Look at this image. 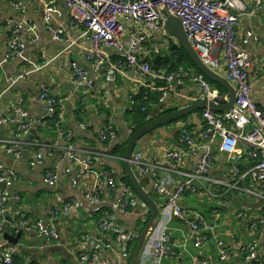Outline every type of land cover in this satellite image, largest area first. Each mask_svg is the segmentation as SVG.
I'll use <instances>...</instances> for the list:
<instances>
[{"label": "crops", "instance_id": "1", "mask_svg": "<svg viewBox=\"0 0 264 264\" xmlns=\"http://www.w3.org/2000/svg\"><path fill=\"white\" fill-rule=\"evenodd\" d=\"M13 1L0 0V104L4 114L13 118L17 116L15 110L20 103L34 126L29 133L20 138L19 158H15L0 147V162L4 167L12 169L17 177L13 185L7 188L11 199L8 211L3 217L5 222L0 234V245L6 248L14 247L13 257L17 264H81L78 255L83 251H92L93 248L101 260L114 264L121 247L114 242L112 234L105 238L111 243V249L102 246L97 249L92 245L93 239L98 236L96 221L105 217L112 220L123 234L136 230L140 233L144 223L139 207L118 206L120 197L118 189L103 187L95 197L89 198L87 195L90 194L93 183L89 176L80 177L79 180L81 178L84 180L76 186L72 184V179L82 170V165L78 161L72 164L69 175L60 172L59 180L54 186L44 183V175L56 165H59V169L64 167V153L68 147H72L78 159L92 157L95 163L93 169L101 174L109 171L121 176L122 161L111 157L119 156L112 153V150L116 145L125 143L129 134L134 131L129 112L135 105V97L141 90L155 89L158 81H151L134 67L127 66L114 71V76L106 79L105 70L108 67L114 68L122 60V54L114 48L103 47L105 65L99 73L95 72L93 62L86 58L91 49L90 43L79 39L84 24L72 18L63 3H59L51 15L52 29H48L44 23L43 9L38 1L21 0V8L15 7ZM239 1L243 10L238 11L235 38L241 48L251 55L249 81L252 98L264 112V0H258V3L257 0ZM121 21L125 25L123 47H128L131 34L145 33L144 45L148 51L141 53L140 59L150 63L154 70L165 73L166 68L159 67L160 64L156 61L159 57L169 55L177 43L164 34L160 35L146 29L143 25L135 22L131 24L124 19ZM31 25L34 26L35 38L29 30ZM15 26H20L19 38L24 48L19 57L7 59L5 51ZM57 29H63L59 39L53 36ZM247 34H251L250 40L243 43V38ZM254 37L257 40H254ZM72 63L82 67L87 77L92 79L90 87L77 86L71 73ZM154 65H158L159 68L156 69ZM213 70L225 78L223 65ZM24 72H28L24 78H17ZM209 85L217 92L213 99L224 104L227 101L226 90L219 92L213 83ZM42 88H46L60 101L59 110L53 118L46 115L45 103L39 100L38 95ZM158 90L161 91L160 87ZM201 90L196 82L186 81L176 90L162 95L158 103L149 106L148 118L201 99ZM204 109L198 108L176 121L161 125L141 138L139 144L143 148L141 153L145 160L165 164L167 151L183 150L180 170L194 169L202 150L187 151L180 138L181 132L187 130L198 139L204 129L201 118ZM103 114L112 118L117 132V138L112 142L99 138L106 121ZM12 137L13 127L0 124V141ZM198 140L200 141V138ZM239 147L245 148V145L240 144ZM213 148L214 159L207 177L236 183V187L224 191L222 187L213 185L212 187L216 186V189L212 191L217 196L210 197L204 193L206 188L202 184L199 193H190L195 196L194 201L186 198L197 206L187 205L182 199L183 196L181 203L201 213L207 222L216 223V235H210L199 248L193 246V238L184 247L183 236L195 233L193 234L183 221L178 219L173 221L170 242L176 254L163 258L164 264H190L196 259H207L209 264H246L238 249L240 245L258 234L250 224L264 213V186L259 181L242 177L253 166L254 159L244 154L232 162L227 159L226 154L217 150L216 145ZM37 150L43 151V161L39 165L31 166L30 160ZM171 175L172 184L182 180L179 173L173 172ZM139 179L146 190H153L150 177L143 176ZM245 189H250L254 193L249 194ZM153 192L156 202H162L163 198L154 190ZM215 201H219V207L215 206ZM53 210H58L55 219L58 239L50 243L37 233L33 222L36 219L49 220ZM238 213L245 215L238 217ZM24 219L28 223L23 226L18 244L13 245L4 233L14 236L15 225ZM213 236L222 239L229 249V257L224 261L218 258V247ZM135 243L131 245V252ZM258 252L257 259L264 261V242L259 245Z\"/></svg>", "mask_w": 264, "mask_h": 264}, {"label": "built area", "instance_id": "2", "mask_svg": "<svg viewBox=\"0 0 264 264\" xmlns=\"http://www.w3.org/2000/svg\"><path fill=\"white\" fill-rule=\"evenodd\" d=\"M40 3L46 28L50 27L51 15L56 11L59 3H63L69 15L84 24V28L79 39L90 43L91 49L86 58L94 64L95 72L99 73L105 65V57L102 54L103 47L114 48L122 54V60L114 68L109 67L105 70V78L114 76L116 70L122 67H134L138 72L149 77L151 81H163L160 87L162 95L176 90L177 87L184 85L186 81L196 82L201 87V97L212 99L217 96L204 75L200 72L193 73L187 69L179 67L171 73L154 71L150 63L141 61L140 54L148 51L144 45L146 35L136 32L129 36L128 47H123L122 36L125 25L121 21L132 24L143 25L146 29L158 31L164 29V16L160 10L166 8L168 12L175 15L184 27L187 39L197 52L201 61L217 69L223 65L225 79L231 82L235 88V102L230 110L226 112H216L210 108H205L201 113L204 122V129L201 132L200 142L190 131L181 132L180 141L185 145L186 150H202L197 165L190 171H181L180 163L183 157V150H169L166 153V163L158 161H146L142 153H135L131 158V165L134 171L141 177L148 176L151 179L152 189L163 198L157 203L159 215L151 230L148 239L143 247L140 257V264H164L163 258L175 256V250L170 242V230L172 222L175 220L183 221L195 235L183 236V245H187L193 238V246L199 248L210 235H216V223L207 222L205 217L193 208L186 207L181 203V198L185 192L192 194L199 193L200 186L205 185V194L210 197L217 196L212 190L213 185H218L224 191L235 188L227 180H219L207 177V172L214 159V146L217 150L227 155L229 161L235 162L244 154L255 163L248 169L242 177H248L253 181H259L264 186V112L259 108L252 98L251 84L249 81V71L251 67V55L248 51L241 48L235 38V24L239 19V10L243 7L239 0H36ZM14 6L21 8V0H14ZM258 3V0H257ZM29 30L34 33V26ZM20 26H15L11 33L8 46L5 51L7 59L19 57L23 52V43L19 38ZM63 34V29L54 31V38L59 39ZM251 34L243 38V43L249 42ZM257 40L256 37L253 38ZM221 53V56L219 54ZM71 73L77 86L89 87L92 79L87 77L85 71L76 63L71 65ZM28 72L21 73L17 78H24ZM39 100L45 103L46 115L53 118L60 107V101L49 93L46 88L39 91ZM1 98V94H0ZM16 117L5 115L0 104V124H8L13 127V137L9 140L0 141V147L7 153L19 158L20 138L31 130L34 126L28 119L27 111L20 105L15 110ZM106 121L99 134L102 141L112 142L117 138V132L113 125L112 118L103 114ZM131 131V128H130ZM63 134V133H61ZM200 142V143H199ZM245 145L240 148L239 145ZM121 160V156H113ZM43 161V151L34 152L30 160L31 166H36ZM63 161L65 166L59 169L56 165L48 170L44 175V183L50 186L57 184L59 174L62 172L69 175L72 171V164L78 161L82 165L81 173L72 179L74 186L78 185L80 177L89 176L92 180L89 198L95 197L100 190L118 189L120 197L117 205L123 208L139 207L144 223L149 216L148 206L139 198L131 186L125 182L119 174L105 171L101 174L93 169V158L87 156L80 160L75 149L68 147L64 153ZM160 170V173H158ZM179 173L182 180L177 184H172L171 174ZM17 177L12 169L4 167L0 162V182L7 187L13 185ZM245 192L253 194L250 189ZM11 196L7 189L0 190V234L3 230L4 215L8 211V203ZM58 210H53L49 220L36 219L33 227L37 233L53 243L58 239L55 219ZM245 214L238 213V217ZM22 216V215H21ZM26 219L18 225H27ZM98 236L92 241V245L99 249L100 246L111 249L112 245L105 240L112 234L115 243L121 247V251L115 258L114 264H127L131 245L137 241L139 230L123 234L115 226L112 220L101 217L96 221ZM253 230L258 233L255 238L250 239L240 245L238 251L242 260L246 264H264L263 260H258L259 245L264 242V213L250 224ZM215 237L218 247V258L224 261L229 257V249L225 246L222 239ZM86 248V247H85ZM14 247H2L0 245V264H17L13 257ZM81 264L99 263L110 264L106 260H101L97 251L82 252L78 255ZM183 264V263H181ZM190 264H209L207 259H196Z\"/></svg>", "mask_w": 264, "mask_h": 264}, {"label": "water", "instance_id": "3", "mask_svg": "<svg viewBox=\"0 0 264 264\" xmlns=\"http://www.w3.org/2000/svg\"><path fill=\"white\" fill-rule=\"evenodd\" d=\"M160 12L165 18L164 30L166 33L170 35L175 40L177 45H179L186 52L187 56L200 73H202L207 79L218 83L226 90L227 101L224 104H220L214 99L201 98L189 105L177 107L159 116L151 117L146 123L136 128L131 134H129V137L125 142L124 153L122 154L123 174L121 177H125L128 180L134 192L148 206L149 216L140 231L128 264H138L143 247L159 215L157 202L150 195L149 191L143 187L138 174L133 170L131 165L132 155L143 152V148L139 144L140 139L159 126L176 121L186 114L192 113L198 108H210L217 112H226L231 109L235 102V88L233 84L201 61L197 52L187 39L181 21L175 15L168 12L166 8L161 9ZM7 188L9 187H7L5 183L0 182V190ZM14 229H16V234L14 236L7 235V232L4 233V236L8 238L9 242L13 245H17L22 236L24 227L16 224Z\"/></svg>", "mask_w": 264, "mask_h": 264}, {"label": "trees", "instance_id": "4", "mask_svg": "<svg viewBox=\"0 0 264 264\" xmlns=\"http://www.w3.org/2000/svg\"><path fill=\"white\" fill-rule=\"evenodd\" d=\"M156 63L160 64L159 67L166 68L165 73L174 72L179 67H182L183 69H187L188 71L192 70L193 73L199 72L192 63V61L190 60V58L187 56L186 52L179 45L174 46L171 49L169 55H164L163 57H159ZM157 66L154 65L156 69L159 68ZM204 78L208 83H213L216 86V88L219 89V92H224L225 89L221 85L207 79L205 76ZM162 85H163V81L159 80L155 84L156 87L155 89L148 91L141 90L140 93L135 97V105L133 106V109L129 112L130 115L129 119L131 121V125L134 130L149 120L148 118L149 106L159 102L162 96V92L158 90V87H161ZM167 111L169 110H166L165 112ZM124 144L125 143H120V145H116L113 148L112 153L122 156L125 149ZM122 179L129 184L128 180L125 177H122ZM151 196L154 198L153 195ZM154 200L156 201L155 198Z\"/></svg>", "mask_w": 264, "mask_h": 264}, {"label": "rangeland", "instance_id": "5", "mask_svg": "<svg viewBox=\"0 0 264 264\" xmlns=\"http://www.w3.org/2000/svg\"><path fill=\"white\" fill-rule=\"evenodd\" d=\"M157 34H160V35H162V34H164V35H166V36H168L170 39H173L170 35H168L167 33H166V31L164 30V29H162V30H158V31H155ZM161 38H163L164 40H165V38L164 37H161ZM174 40V39H173ZM175 41V40H174ZM142 178V177H141ZM214 189H216V186L215 187H212L211 188V190H214ZM150 191V193H151V195H155L154 194V192H153V190H149ZM186 198H189V199H192L193 201L195 200V196H193L192 194H190V193H185L184 195H183V201H185V203L187 204V205H191V206H193V207H195V206H197L194 202H191V201H188ZM215 206H217V207H219L220 205H219V201H215Z\"/></svg>", "mask_w": 264, "mask_h": 264}, {"label": "bare ground", "instance_id": "6", "mask_svg": "<svg viewBox=\"0 0 264 264\" xmlns=\"http://www.w3.org/2000/svg\"><path fill=\"white\" fill-rule=\"evenodd\" d=\"M154 70V69H153ZM154 71H157V70H154ZM90 87V86H89ZM121 161H122V156H121ZM134 170V169H133ZM139 176V175H138ZM139 178H140V176H139ZM132 188V187H131ZM186 193V192H185ZM184 193V194H185ZM189 193V192H188ZM145 223V222H144ZM140 234V233H139ZM133 251V250H132ZM132 253V252H131ZM130 259V258H129ZM129 262V261H128Z\"/></svg>", "mask_w": 264, "mask_h": 264}]
</instances>
